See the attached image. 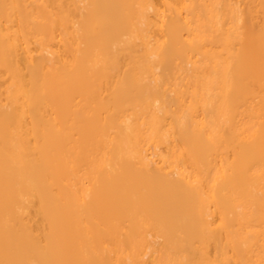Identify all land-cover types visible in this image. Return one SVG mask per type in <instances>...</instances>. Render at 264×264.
<instances>
[{"label":"bare ground","instance_id":"6f19581e","mask_svg":"<svg viewBox=\"0 0 264 264\" xmlns=\"http://www.w3.org/2000/svg\"><path fill=\"white\" fill-rule=\"evenodd\" d=\"M0 264H264V0H0Z\"/></svg>","mask_w":264,"mask_h":264}]
</instances>
